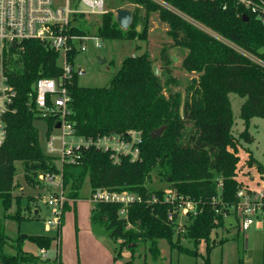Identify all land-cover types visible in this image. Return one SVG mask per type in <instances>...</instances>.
Returning <instances> with one entry per match:
<instances>
[{
	"label": "trees",
	"instance_id": "16d2710c",
	"mask_svg": "<svg viewBox=\"0 0 264 264\" xmlns=\"http://www.w3.org/2000/svg\"><path fill=\"white\" fill-rule=\"evenodd\" d=\"M118 1L120 5L116 8L124 2L133 4L129 27L122 29L110 8L100 16L95 34L100 40L135 36L137 40H146L150 13L157 12L159 19L167 24L166 34L171 40L169 46L160 51L162 69L155 75L153 60L142 53L126 56L105 86H80L77 73L73 72V81L68 87L71 96L68 120L76 133L84 137L113 133L126 136L129 131H137L140 134L139 155L135 160L122 157L119 163H112L108 151L92 147L83 150L78 163L62 166L64 189L74 202L80 197L86 178L90 192L99 188L129 190L144 198L155 193L158 201L131 204L125 218L118 215V204H92L89 217L92 230L98 233L97 228H101L108 237L121 240V245H126L131 252L137 244H142L156 262L160 259V239L165 240L170 249L194 256L199 243L204 241L205 261L208 262V253L214 245L211 233L224 225V216L216 212L220 203L212 202L218 195L219 181L222 183L221 200L233 203L237 169L246 167L264 173V167L252 154L249 153L242 165H239L238 155L239 140L252 141L248 131L251 118H264V66L160 4L151 0ZM163 1L264 61V51H260L264 46V24L241 6L228 1L227 8L222 9L223 0ZM244 13L248 15L247 21L242 19ZM84 24L78 19L72 32L88 33ZM22 46L21 51L3 63L16 96L14 111L5 115L7 135L0 145V264H63L59 255L42 259L22 249L25 239L36 248L50 249L53 240H59V229L56 236L19 234L14 239L5 232L6 219L19 223L25 218L22 199L14 194L16 164H21L23 177L32 188L40 183L36 179L38 172H59L56 157L45 153L41 146L34 124L40 117L28 98L38 78L60 75L59 55L37 39L25 40ZM168 48L180 50L183 53L181 67L195 74L183 88L171 73L169 64L173 60L167 55ZM77 54L72 50L68 59L73 62ZM230 92L245 98L239 114L244 129L238 137L231 131L234 116L228 97ZM45 121L47 135L53 131L55 123L52 118H45ZM161 125L166 126L163 133L152 139L150 132ZM152 172L165 178L177 193L198 201L199 211L183 220L181 230L176 229V222L167 219L171 206L162 201L164 190L148 186ZM34 200L28 197L25 209L29 212ZM68 204L65 203L64 210ZM12 205L16 208L13 214L9 213ZM182 238L190 240L195 250L183 246ZM120 254L119 250L113 258Z\"/></svg>",
	"mask_w": 264,
	"mask_h": 264
},
{
	"label": "built area",
	"instance_id": "2783aa9c",
	"mask_svg": "<svg viewBox=\"0 0 264 264\" xmlns=\"http://www.w3.org/2000/svg\"><path fill=\"white\" fill-rule=\"evenodd\" d=\"M228 1L249 11L264 24V0H223L222 9L227 8ZM106 11L105 0H64L63 4H59L57 0H0V145L7 135L5 115L14 111L16 96L3 63L21 51L22 42L29 39L40 40L59 55L60 75L38 78L28 94L29 104L35 113L42 119L52 118L55 123L53 130L58 132L51 131L46 135L45 147L47 154L56 157L59 172H38L36 176L50 192L45 202L50 207V217L45 220L48 226L60 227L65 203L70 200L62 183L63 164L78 163L81 152L91 147L108 151L112 163H119L122 157L135 160L139 155L140 134L137 131H129L126 136L113 133L84 137L76 133L68 120L71 100L68 87L73 81V62L68 59V54L74 49L77 52L85 51L89 40L99 45L100 39L95 34L74 33L71 28L78 19L82 20L88 15L101 16ZM79 15L82 18H78ZM57 122H60L59 128H56ZM235 179V201L227 203L221 200L222 183L219 181L218 195L212 202L220 203L216 212L222 213L224 218L234 215L238 230L246 231L256 222H264V173L241 167L237 169ZM90 198L92 204H118V215L122 218L126 217L127 209L133 203L151 204L159 200L155 193L144 198L134 191L104 188L90 192ZM162 201L171 206L167 219L176 222L178 230H181L183 220L188 215H195L199 211L198 201L177 193L171 187L164 189ZM129 226L128 223L127 227ZM48 251L49 249L38 248L35 254L47 259L50 258ZM58 254L59 248L54 257Z\"/></svg>",
	"mask_w": 264,
	"mask_h": 264
},
{
	"label": "rangeland",
	"instance_id": "374dc122",
	"mask_svg": "<svg viewBox=\"0 0 264 264\" xmlns=\"http://www.w3.org/2000/svg\"><path fill=\"white\" fill-rule=\"evenodd\" d=\"M59 4H63L64 0H57ZM161 6L170 9L180 15L187 22L196 28L216 37L223 43L233 47L238 52L246 55L251 60L264 66V61L245 52L230 41L221 37L219 34L209 29L205 25L186 16L177 9L170 6L163 0H151ZM118 0H105L106 10L112 9L115 14V8L120 5ZM131 10L133 4L124 2L121 6ZM100 16L88 15L82 19L85 23L84 27L89 34H95L96 26L99 23ZM139 30V28H137ZM167 24L162 22L157 12L150 13L149 28L146 40H137L136 36L132 39H115V40H99V45L96 42L89 40L85 51L78 52L73 60V72L77 73V83L80 86L100 87L107 85L115 75L117 69L126 56H129L133 51V57L146 53L153 63L157 64V69L160 73L162 69V61L160 51L164 47H168L171 42L166 34ZM96 35V34H95ZM264 51V46L260 49ZM167 55L173 61L169 67L171 73L180 81V88L186 84L187 80L194 73H187L181 67V59L183 53L174 48L167 49ZM98 58L105 59V63H99ZM176 58V59H174ZM59 61V59H58ZM60 64V62H58ZM82 72V74H79ZM231 103V109L234 116L232 126V134L238 137L239 133L244 129L243 120L240 118V107L244 101V97L239 96L235 92L228 94ZM39 132L41 146L46 153V121L42 118H37L34 121ZM248 131L252 136L251 142L239 140L238 155L240 157L239 165L244 163L249 153L264 167V118L252 117L249 123ZM54 133H58L53 130ZM17 174L15 176L16 187L14 194L20 195L22 199V219L19 223L14 219H6L4 221L5 232L11 237L16 238L20 235H50L56 236L59 229L58 238L53 240L48 251V256L53 258L57 248L61 251V256L64 264H119L116 261L131 260L129 264H262L264 261V222H256L248 230H238L236 226V218L230 214L224 218V225L217 228L211 233V239L214 240V245L208 253V262L205 261L206 251L205 243L201 241L197 247V255L178 252L175 249H170L167 242L163 239L158 241L160 250V259L156 262L151 258V255L146 251V247L142 244H137L134 252H131L126 245H121V240H114L106 235L101 229L97 228L101 236L93 238L90 231L85 230L87 224L88 213L92 206L90 198V186L86 178L80 191V197L76 199V205L73 206V199L67 201L70 209H65L63 222L60 228L56 226H48L45 222L50 217V207L45 203L50 193L42 183H38L36 188L29 186L24 177L20 163H17ZM148 182L150 188L167 189L169 187L165 178L152 172ZM66 190V189H65ZM67 192V190L65 191ZM34 196L35 207L39 209L38 214H34L33 205L30 204L31 210L25 209L28 204V197ZM15 205H12L9 213H14ZM89 229V228H87ZM61 239V241H60ZM221 240L224 242L220 243ZM180 243L195 250L194 244L182 238ZM59 246V247H58ZM22 249L37 253L36 246L25 239L22 243ZM10 251V249H8ZM121 254L114 259V255L118 251Z\"/></svg>",
	"mask_w": 264,
	"mask_h": 264
},
{
	"label": "water",
	"instance_id": "95a60500",
	"mask_svg": "<svg viewBox=\"0 0 264 264\" xmlns=\"http://www.w3.org/2000/svg\"><path fill=\"white\" fill-rule=\"evenodd\" d=\"M115 18H116V22L118 23V25L122 28V29H127L131 23V11L129 9L126 8H116L115 9ZM242 19L244 21L248 20V15L246 13L243 14ZM13 48L15 47V44H13L12 46ZM129 57H133V51H131V53L129 54ZM176 59V58H174ZM99 63H105V59L102 58H98ZM152 71L155 75H159V71L157 69V64L153 63L152 64ZM79 74H82V72H79ZM60 127V122L56 123V128ZM165 125H161L160 127L153 129L150 132V137L152 139L158 138L161 136V134L163 133L164 129H165Z\"/></svg>",
	"mask_w": 264,
	"mask_h": 264
},
{
	"label": "crops",
	"instance_id": "0c3cea01",
	"mask_svg": "<svg viewBox=\"0 0 264 264\" xmlns=\"http://www.w3.org/2000/svg\"><path fill=\"white\" fill-rule=\"evenodd\" d=\"M35 189V188H34ZM34 197V196H33ZM35 198V197H34ZM32 204H34V202H32ZM76 205V202H73V206H75ZM36 205L34 204L33 205V210H34V214H38L39 213V209H37L36 207H35ZM68 206H69V204H68ZM92 207V206H91ZM91 207H90V212H91ZM71 208V205L69 206V207H67L66 209H70ZM65 211V210H64ZM90 212L88 213V218H87V224L85 225V230L88 232V231H90V233H91V235H92V237L93 238H98V236H101L99 233H95L93 230H92V227H91V224H90ZM63 216H64V212H63V215H62V218H61V224H62V222H63ZM61 224H60V226H61ZM60 228V227H59ZM87 228H89V229H87ZM60 241H61V239H60ZM59 260L63 263V259H62V256H61V251L59 250ZM117 263H119V264H123V262L121 261V260H117L116 261ZM64 264V263H63Z\"/></svg>",
	"mask_w": 264,
	"mask_h": 264
}]
</instances>
